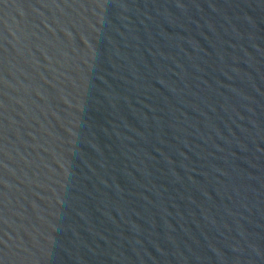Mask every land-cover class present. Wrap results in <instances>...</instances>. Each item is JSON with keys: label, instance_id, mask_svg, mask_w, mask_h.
Wrapping results in <instances>:
<instances>
[{"label": "water", "instance_id": "1", "mask_svg": "<svg viewBox=\"0 0 264 264\" xmlns=\"http://www.w3.org/2000/svg\"><path fill=\"white\" fill-rule=\"evenodd\" d=\"M0 264H264V0H0Z\"/></svg>", "mask_w": 264, "mask_h": 264}]
</instances>
